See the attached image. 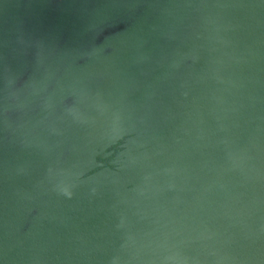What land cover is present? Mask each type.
<instances>
[{
  "label": "water",
  "instance_id": "water-1",
  "mask_svg": "<svg viewBox=\"0 0 264 264\" xmlns=\"http://www.w3.org/2000/svg\"><path fill=\"white\" fill-rule=\"evenodd\" d=\"M0 264H264V0H0Z\"/></svg>",
  "mask_w": 264,
  "mask_h": 264
}]
</instances>
